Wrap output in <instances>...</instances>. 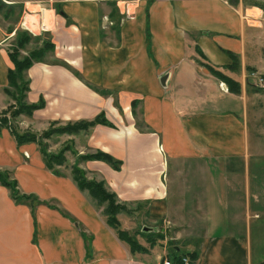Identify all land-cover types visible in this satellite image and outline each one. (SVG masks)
<instances>
[{
  "label": "crops",
  "instance_id": "0c3cea01",
  "mask_svg": "<svg viewBox=\"0 0 264 264\" xmlns=\"http://www.w3.org/2000/svg\"><path fill=\"white\" fill-rule=\"evenodd\" d=\"M2 2L19 9L8 20L0 10V109L10 105L5 90L12 91L7 75L13 64L7 52L15 31L31 24L33 36L54 46L45 62L24 73L27 103L43 99L45 106L30 118L21 116L20 132L21 123L41 133L51 123L88 121L103 112L114 128L97 125L86 135L53 136L49 151L73 142L78 155L100 150L122 161L120 171L100 161L78 166L88 179L104 180L120 203L148 205L151 222L170 219V204H185L174 193L190 192L192 216L182 219L203 221L194 264L264 260V152L251 144L240 94L220 91L221 81L200 65L225 73L242 93L246 68L264 69L258 43L264 24L248 25L242 5L227 0H139L132 19L121 15L115 0ZM41 20L50 33L40 34ZM228 53L237 59L236 71L229 69L234 60ZM65 157L68 165L57 166L55 174L37 144L18 146L9 130L1 131L0 171L42 204L34 225L31 208L15 204L0 185V264H158L132 254L118 239L103 206L74 182V155ZM187 167L186 185L179 178ZM142 211L119 214L121 227L132 231L129 223Z\"/></svg>",
  "mask_w": 264,
  "mask_h": 264
},
{
  "label": "trees",
  "instance_id": "16d2710c",
  "mask_svg": "<svg viewBox=\"0 0 264 264\" xmlns=\"http://www.w3.org/2000/svg\"><path fill=\"white\" fill-rule=\"evenodd\" d=\"M230 4L234 5L237 0H227ZM4 8V19H7L11 13H13L16 9H19L18 5H4L0 1V10ZM12 29H9L11 31ZM39 43V45L35 46L31 50H27V47L32 43ZM28 51V52H27ZM21 52H27V55H22ZM54 52V46L47 40H43L41 37L33 36L24 30L17 29L15 31L14 39L12 41L11 47L8 49V57L13 64V69L8 71V86L12 89V91L16 92V96L13 98L15 101V106L9 105L5 111L0 113V133L3 129H7L10 131L12 136L15 139V142L18 146H22L24 144L35 143L38 145L46 168L50 171L58 174L56 170L57 166L64 165L65 153L70 152L72 155L77 156L78 153L74 149L73 142H69L64 144L60 151L57 153L50 152L48 150V144L45 142L50 139L51 136L56 134H67V135H77L80 132L89 133L92 128L97 125H103L110 128H114V125L111 124L105 117V114L101 112L97 116H95L91 120H80L76 122H68L64 125H58L57 123H51L49 128L41 133H34L31 131H23L20 132L17 129V124L12 121L18 119L20 116L31 117L35 110L42 109L45 104L43 99H40L37 103L29 104L26 101V93L28 91V80L25 79L24 73L34 64L45 62L46 56L50 53ZM197 54L201 59H205L199 49H196ZM232 59L234 60V66L229 69L232 71H236L237 69V59L231 53H228ZM53 64H57L62 66L70 71L76 76L77 74L72 68L67 65L65 62L60 60H52ZM200 65L205 67L212 75H214L217 79L224 82L229 89V92L232 94H240L241 86L238 82L229 78L228 76L223 75L218 70L209 66L208 64L200 61ZM248 69V68H246ZM9 89L5 90V93L11 95ZM115 104L116 101H114ZM117 106V105H116ZM135 106V102H132V109ZM120 111V107H117ZM7 114L10 116V119H7ZM16 124V126H15ZM86 161H100L107 164L114 171H120L122 166V161L115 159L111 155L102 152L100 150L95 151L94 153H87L83 155H78L76 159V163L71 168L72 178L76 183L78 189L82 192H86L88 196L98 205L103 206V215L105 216L106 224L116 232L118 239L124 242L130 249L132 254L134 253H146L148 250L146 248L141 247L137 241L130 236V234L120 229V223L117 219V215L125 211L126 214L130 215L131 210H128L127 204L120 203L116 194L110 191L106 185L104 180L95 181L89 180L86 177V173L84 170L80 169L78 164L80 162ZM0 185L8 189L10 197L17 205H28L32 212V220L35 225V208L42 204L40 200L34 195H25L20 193L17 188V183L14 180H11L7 173L0 171ZM136 203L135 205H138ZM52 206V205H51ZM148 234L147 241L149 242V246L153 247L155 244V240L152 237L163 240L162 235H152L153 232L146 233ZM35 242V239H34ZM172 246L170 247V251L168 253V258L171 260L173 264H185L183 259H187V264H194V262L198 258V249L192 250L190 252L181 253L180 247L176 244L170 243ZM178 248V250H177ZM256 264H264V260L256 263Z\"/></svg>",
  "mask_w": 264,
  "mask_h": 264
},
{
  "label": "rangeland",
  "instance_id": "374dc122",
  "mask_svg": "<svg viewBox=\"0 0 264 264\" xmlns=\"http://www.w3.org/2000/svg\"><path fill=\"white\" fill-rule=\"evenodd\" d=\"M0 1L2 2V0H0ZM238 3H239V5L241 4L243 9H244L242 12V15H241V18L243 20H244L245 14H247V15L250 14V15H252V17L254 19H259V20H261V23L264 24V0H237V2L234 4V6H236ZM3 4L6 5L5 3H3ZM116 5H117V3H116ZM2 9H4V8H2ZM117 9L119 10V12H121L118 5H117ZM134 9H136V7L131 9L132 12ZM16 10H18V9H16ZM13 13H15V12H13ZM13 13H11L10 15H13ZM10 15L6 20L10 19ZM121 15H123V14L121 13ZM256 26H257V24H256ZM21 27H22V25L18 29L27 31ZM30 27H31V24H30ZM27 32L30 33L29 31H27ZM45 32L50 33V26H46ZM258 43H259L260 49H262L264 51V31H262V33L260 34V37L258 38ZM32 44H34V43H32ZM32 44H30V45H32ZM257 44L255 45V47L257 46ZM9 48L10 47H8V49ZM21 54L23 55V52H21ZM263 55H264V53H263ZM220 73L227 76L223 72H220ZM251 73H255V76L262 78L263 83H264V69L255 68V67L246 69L245 74H244L243 79H242V81L245 85V91L240 93V96H241L242 101L245 104V115H246L247 124H248L249 132H250L251 144L257 146L259 148L258 149L259 152H264V87L262 88V87L257 86V85L252 83V81L249 79V75ZM233 77L235 78V75ZM240 78L241 77H239V79ZM220 83H223L226 86V88L228 89V86L224 82L221 81ZM219 89H220V87H219ZM220 91H222V90L220 89ZM227 92H229V89ZM10 93H11V95H7L8 98L6 97L7 103H8V105L10 104V105L15 106V101L13 98L16 96V92L12 91ZM6 109H7V107L1 108L0 113L2 111H5ZM6 118L10 119V116L7 114ZM20 119H21V116L14 121H12L10 119V121H12L13 124L14 123L17 124L20 121ZM26 121L27 122L29 121L28 118H26ZM16 124H15V126H16ZM20 125L21 126H19V128L22 131L32 130L31 129L32 126L30 127L29 123H21ZM3 130H7V129H3ZM84 134L86 135L88 133L84 132ZM62 135H66V134H56L53 136L59 137ZM53 136H51L50 139ZM50 139H48V140H50ZM58 141H59V139H58ZM83 141H84V139L82 138V142ZM45 142L47 143V140ZM63 145H61L59 147V149L54 153L59 152ZM48 150H49V148H48ZM258 151L254 150V153H256ZM77 156H74L75 163H76ZM71 160H72V157L69 158V161H71ZM64 164L68 165L67 159L64 161ZM170 175H171V173L169 174V176ZM190 178H191L190 173H189L188 167H187V169L183 172L182 176L179 179H181V182L183 184L187 185L189 183L188 181ZM172 179H173V177L171 175V180ZM196 193H197V191L193 189L192 194H196ZM178 194H179V192L174 193L175 197H177V198H174L175 201L176 200H184L185 204H180L177 202L176 203L174 202V205L170 204V219H168V220L156 221V223L151 222L148 219V215H147L148 205H141V204H138L135 206L131 205V208H130V206H128L129 207L128 210L129 209L131 210L130 215L126 214L125 211L120 213V214H122V216L127 215V216L133 217L135 215V213H138L137 211L143 210L142 213L145 214L142 216L139 213L140 216L139 217L136 216L137 220L135 222H131V224L129 223V227L133 229L132 231H128V230L123 229V227H121L122 225L120 224L121 230L127 231L130 234V236H132L141 247L146 248L148 250V252H146V253L137 252L134 254H139L140 256H143L145 258L151 257L154 261L155 260L161 261L164 258L169 257L168 253L170 251V247L172 246L170 243H172V242H173V244H176L178 247L184 248V250H186L187 248L191 249V250L192 249L195 250L196 248L198 249V245L200 244L201 239H202L201 234L203 232V224H202L203 221L200 219H197V216H194V219H191V220L182 219L183 217H188V215L192 216V213H190V210L192 208V202H191V198H190V192H184V193L182 192L183 195H181V194L178 195ZM96 205L100 206L98 204H96ZM103 208H104V205H103ZM118 215H117V219H118ZM105 220H106V218H105ZM124 226H127V225L124 224ZM144 227L151 228L152 232L154 233L152 235H154V236L155 235H162L163 240L158 239V237L157 238L152 237V239L155 240V244L153 247H150L149 246L150 244L147 241L148 234H146L149 232L142 231V229ZM152 227H155V228L153 229ZM178 234H180V235H178ZM184 250L181 249V253H184Z\"/></svg>",
  "mask_w": 264,
  "mask_h": 264
},
{
  "label": "built area",
  "instance_id": "2783aa9c",
  "mask_svg": "<svg viewBox=\"0 0 264 264\" xmlns=\"http://www.w3.org/2000/svg\"><path fill=\"white\" fill-rule=\"evenodd\" d=\"M138 1L139 0H115V2L117 3L118 7L121 10V13L127 19H132L134 17V13L132 12L131 9L134 8V7H137ZM252 18H253L252 15L245 14L244 21L247 22L248 25H256L258 23H261V20L254 19V18L252 19ZM21 25H22L21 28H24L25 30L29 31L32 34V30L30 28V24L28 25V24H26L24 22ZM37 27H38V30H39L40 34L45 33L46 25H45V22L43 20H41L39 22ZM249 79L252 81L253 84H255L257 86H260L262 88L264 87L263 79L255 76V73H251L249 75ZM219 87L225 93L228 91V89L226 88V86L223 83H220ZM183 262L185 264L188 263L187 259H183ZM158 264H173V263L171 262V260L169 258H164Z\"/></svg>",
  "mask_w": 264,
  "mask_h": 264
},
{
  "label": "water",
  "instance_id": "95a60500",
  "mask_svg": "<svg viewBox=\"0 0 264 264\" xmlns=\"http://www.w3.org/2000/svg\"><path fill=\"white\" fill-rule=\"evenodd\" d=\"M164 81V80H163ZM142 231H144V232H152V229L151 228H146V227H144L143 229H142ZM177 250H178V248H177Z\"/></svg>",
  "mask_w": 264,
  "mask_h": 264
}]
</instances>
